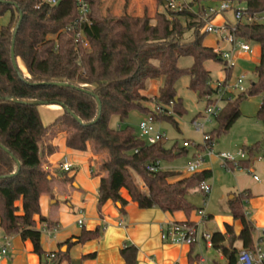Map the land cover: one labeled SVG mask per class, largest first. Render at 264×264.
Segmentation results:
<instances>
[{"label":"trees","instance_id":"1","mask_svg":"<svg viewBox=\"0 0 264 264\" xmlns=\"http://www.w3.org/2000/svg\"><path fill=\"white\" fill-rule=\"evenodd\" d=\"M86 1L87 21L76 25L80 33L76 38L74 32L63 31L78 17L75 0H59L54 6L43 0H0V16L9 14L7 23L0 25V229L5 236L18 234L22 240H29L40 257L44 252L34 216L40 214V195L51 193L50 174L42 168L44 151L51 154L55 148L42 144L51 127L43 125L38 105L14 100L61 104L63 113L57 119L56 132L65 133L66 147L85 151L89 144L94 151H106L100 165L106 174L99 181L98 209L111 200L118 202L123 212L127 201L120 191L124 189L140 208L157 207L169 213L182 211L188 217L198 209L188 199V192L198 190L199 184L211 177L210 170H199L170 182L167 172L148 171L147 164L186 153L185 147L166 148L162 140L148 144L129 126H110L112 117L122 121L130 111L138 109L146 115L153 113L155 120H172L177 127L173 114L180 116L184 109L176 97L175 83L182 76H188V88L199 98L212 94L207 85L210 73L203 63L220 60L212 48L202 44L203 22L198 14L188 9L172 11L162 0H156L162 11L155 10L152 15L145 8L140 16L126 12L113 15L109 11L102 14V0ZM216 1L223 0H190L188 4L196 5L200 11L205 3ZM228 1L245 5L249 12L264 10V0ZM16 26L14 54L18 71L10 58ZM188 31H192L193 38L184 42L183 36ZM236 34L260 47L255 80L246 93L227 100L215 116L217 128L206 132L210 143L232 125L240 115L239 102L250 95L260 96L256 118L264 129V22L240 23ZM186 56L192 58V64L187 68L178 67V59ZM151 79L162 81L156 100L161 105H171L172 114H159L140 104L146 100L140 91ZM261 146L258 142L244 147L248 158L239 162L242 169L249 167L250 157L259 152ZM195 149L202 150V145H196ZM15 160L19 162V169ZM133 174L140 177L145 190L138 188ZM244 193L228 201L230 214L240 221L241 230L235 234L233 227L225 224L223 233L211 234L212 248L219 250L223 257V262L212 260L211 264H236L239 251L236 241L241 243L242 249L254 248L255 228L242 209L248 196ZM40 221L52 224L43 216ZM182 223L194 225L189 220ZM99 235V228L83 229L75 242L67 239L64 243L69 247ZM63 256L65 253L58 251L53 259ZM121 256L123 264H136L134 246L124 247ZM195 260L190 258V264Z\"/></svg>","mask_w":264,"mask_h":264},{"label":"crops","instance_id":"2","mask_svg":"<svg viewBox=\"0 0 264 264\" xmlns=\"http://www.w3.org/2000/svg\"><path fill=\"white\" fill-rule=\"evenodd\" d=\"M150 8L154 9L153 6ZM134 10L136 15L140 16L141 5L134 7ZM257 52H260L259 46H257ZM38 113L43 125L51 127L42 139V144L52 145L55 148L51 154L44 151L42 168L50 174L51 193L40 195V214L34 216L35 228L40 231V243L44 254L41 257L38 256L33 251L29 240H22L18 234H15L7 236L10 246L7 254L0 259V264H123L121 250L130 245L136 248V264H190V258L196 259L194 264H204L199 237L192 245L170 243L162 239L164 228L171 223L189 220L196 226L197 234L199 225L206 224L207 221L215 225V230L209 234L215 231L223 233L225 224L232 226L235 234L241 230L240 221L234 220L230 211L220 210L221 212L216 215L207 213V219L203 220L197 214V210L201 208L191 212L188 217L182 211L169 213L157 207L140 208L136 202L131 201L124 189L120 191L122 198L127 201L123 212L119 210L120 204L111 200H107L98 209L99 181L106 174L100 165L106 157V151H94L89 144L85 151L66 147L65 133L56 132L57 119L63 113L60 105L38 106ZM197 151L200 150L194 147L192 156ZM209 158L212 157L209 156ZM65 160L72 165L69 171H63L60 167ZM224 168L234 169L233 167ZM200 170L211 171L209 168ZM190 174L185 169L184 172L169 173L167 179L172 182ZM253 176L255 175L253 174L252 178ZM198 191L203 194L199 189ZM241 192H245L244 196L248 195L242 203V209L257 231L256 236L253 237L254 247L261 248L259 241H264L261 235L264 230L260 232L259 229L264 227V181L260 188H239L237 196ZM235 198V195H229L228 201ZM228 201H226L227 205ZM244 202L250 211H253V216H248L251 214L250 211L246 212ZM18 205L20 206V202ZM40 216L47 218L52 224L41 222ZM78 220L81 223H78ZM96 228L100 230L97 238L75 243L69 247L64 243L67 239L75 242V237L83 229L92 231ZM202 233L201 231L200 235ZM4 237L0 229V245ZM205 246L215 252L210 257V264L212 260L223 262L219 250L212 248L208 243H205ZM235 246L239 250L242 249L239 241H236ZM58 251L65 253V256L57 259L48 257L49 254H56Z\"/></svg>","mask_w":264,"mask_h":264},{"label":"rangeland","instance_id":"3","mask_svg":"<svg viewBox=\"0 0 264 264\" xmlns=\"http://www.w3.org/2000/svg\"><path fill=\"white\" fill-rule=\"evenodd\" d=\"M190 2V0H185ZM141 5L142 15L144 8L147 9L148 13L152 15L155 10L162 11L160 4L156 0H102L101 11H109L113 15H121L123 12L128 14L136 15L134 7ZM124 5L125 8H124ZM242 6V4H239ZM153 6L154 9L150 8ZM193 10H197V6H192ZM231 15L228 14V17ZM9 19L8 12L0 16V25L7 23ZM223 18L214 21V24H220ZM202 32V29H201ZM193 38L192 31L185 32L183 36L184 42H190ZM202 44L206 47H218L224 46L221 41H217V37L209 33H204ZM251 49L253 52L247 55H239L234 61L230 69L226 68L225 64L221 61L206 60L203 65L210 73V79L207 85L213 91L216 82L227 81L228 90L234 95L232 98H236L239 94L235 95L238 90L234 89V85L238 78L242 77V86L246 89L249 88L250 84L255 80V65L259 58V53L257 52L256 44H251ZM178 67L187 68L192 64L191 57H180L178 59ZM19 67L24 70L23 65L18 61ZM188 76L180 77L175 83L176 97L180 99L181 106L184 109L182 115L173 114V119L177 122V127L169 119L152 120V125L155 132L163 135V143L166 148H183V142L189 143L188 147H185L186 153H182L179 156H175L170 160H160L161 171L169 173L184 172L185 167L189 161L193 160L192 151L194 147L198 144L203 143V134L205 132L209 133L214 128H217V121L213 115L207 114L205 111V98H199L197 93L188 88ZM161 80L151 79L146 81L145 89L141 90L140 93L146 97V100L140 102L141 105L147 107L151 111H156L159 114H172L171 105H161L157 102L156 97L158 89L161 86ZM246 89V91H247ZM246 93V92H245ZM232 99V100H233ZM226 102H219V107H225ZM260 105L259 95H250L243 98L239 102L240 115L232 123V125L225 131H222L218 138L213 141L212 145L208 147L205 151V159L200 167L209 168L212 171V177L205 182L210 185L211 191L207 196L201 194L197 189H191L187 197L188 199L198 208H201L204 213L218 214L223 210L229 212L228 201L229 195H235L237 197V190L239 188H260L264 181V129L261 122L256 118V112ZM42 106V105H39ZM153 115V113H150ZM149 114V115H150ZM148 115L143 113L138 109H133L129 112L126 118L122 121L118 117L114 116L110 119V126L116 127L129 126L133 129L134 133L138 135V127L140 121L147 120ZM204 122L202 130H196L194 126L195 121ZM261 143V149L259 152H255L250 157L249 168L239 169L234 168L233 170H227L222 165L221 161L217 156L222 153H228L235 158H237V153L239 150L244 149V147L251 146L255 143ZM202 151V150H200ZM208 152L212 158H209ZM261 157L258 159V157ZM247 157V156H246ZM257 176L258 182L254 181L252 175ZM133 178L141 190H145L142 181L139 176L133 174ZM246 212L250 209L248 205L244 202ZM226 209V210H225ZM253 216V211H250ZM206 222V221H205ZM215 230V225L213 222H208L206 224H200L198 228V241L201 251V256L204 258V264H210L211 255L214 254V250L207 248L205 246L204 239L201 237L200 232L211 233ZM260 232L263 229H259ZM257 231L253 232V237H255ZM264 238V235H263ZM202 240V241H201ZM261 244V249L264 251V241H259ZM239 249V248H238ZM255 247L251 250L253 251Z\"/></svg>","mask_w":264,"mask_h":264},{"label":"built area","instance_id":"4","mask_svg":"<svg viewBox=\"0 0 264 264\" xmlns=\"http://www.w3.org/2000/svg\"><path fill=\"white\" fill-rule=\"evenodd\" d=\"M77 5L78 17L71 24L66 26L63 31L74 32L76 38L80 37V33L76 31V25L87 21V15L89 13V6L86 0H75ZM165 6L172 11H182L184 9L191 10L198 14L199 18L203 22L202 32L212 34L217 37V41H221L224 46L213 47V51L218 54L220 61L223 62L226 68L230 69L233 65V61L242 54H249L252 52L250 43L241 39L236 34L237 25L240 23L251 24L254 22H264V10L259 12H249L245 5L240 6L238 3L232 1L223 0L210 2L209 4L203 5L200 11L193 10L185 0H162ZM50 6L56 5L59 0H43ZM228 14L231 16L228 17ZM223 18L220 24H214L217 19ZM52 37V36H50ZM86 44V42H84ZM242 77L237 79L234 85V89L238 90L235 94L245 93L246 89L241 85ZM231 91L228 90L227 81L216 82L213 87L212 94L205 96V111L209 115L214 117L221 111L222 107H219V102H226L232 100ZM152 120H155L152 114L148 115L147 120L140 121L138 127V137L144 140L148 144H155L163 139V135L155 132L152 125ZM204 122L195 121L194 126L196 130H202ZM202 151H197L193 160L189 161L185 167L187 172L194 173L200 170V167L205 159V151L212 143L208 142V136L206 132L203 134ZM189 143L183 142V147H188ZM208 156L210 153L208 152ZM247 156V157H246ZM224 167L232 165L233 168L242 169L239 166L241 160L247 159L248 154L245 149L239 150L237 158L235 156L222 153L217 156ZM261 157L259 156L258 159ZM63 171H69L72 165L68 161H64L61 164ZM146 169L151 172L161 171L160 160H155L153 163L147 164ZM254 180H257V176H253ZM199 190L207 195L211 191L210 185L205 181L199 184ZM197 214L201 219L206 220L207 215L202 209L197 210ZM78 223H81L78 220ZM45 229V227H44ZM43 229V230H44ZM264 235V231L261 232ZM202 238L211 245V234L202 233ZM198 234L195 225H188L186 223H171L162 232V239L167 242L175 244H186L192 245L197 241ZM10 246V241L7 236L4 237L3 243L0 245V259L7 254ZM54 254H49V258H53ZM264 260V251L256 246L253 251L247 249H240L236 256V264H262Z\"/></svg>","mask_w":264,"mask_h":264},{"label":"water","instance_id":"5","mask_svg":"<svg viewBox=\"0 0 264 264\" xmlns=\"http://www.w3.org/2000/svg\"><path fill=\"white\" fill-rule=\"evenodd\" d=\"M21 15L19 17V21L18 23H20V20H21ZM17 29H18V26L15 27L14 31H13V40L11 42V47H10V58H11V61H12V65L14 67L15 70L18 71V66H17V63H16V59H15V54H14V38H15V35H16V32H17ZM218 60H220V58H218ZM19 77H22V75L19 73ZM57 85L59 86H68L67 84L65 83H57ZM15 102H19V103H23V104H34V105H46V104H43L42 102L40 101H18V100H14ZM97 102H98V112H100V102L99 100L97 99ZM61 107H63L61 104H59ZM74 118L80 122V120L78 119V117L74 116ZM7 151V150H6ZM8 152V151H7ZM13 159H15L13 157V155L11 154L10 155ZM16 161V164H17V168L19 169L20 165H19V162L17 160Z\"/></svg>","mask_w":264,"mask_h":264}]
</instances>
